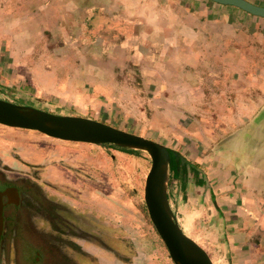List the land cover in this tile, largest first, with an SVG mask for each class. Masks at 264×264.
<instances>
[{"label":"rangeland","instance_id":"1","mask_svg":"<svg viewBox=\"0 0 264 264\" xmlns=\"http://www.w3.org/2000/svg\"><path fill=\"white\" fill-rule=\"evenodd\" d=\"M81 1L0 0V98L95 119L164 144L171 155L167 196L179 225L202 247L213 248L214 264L258 263L263 255L256 251L251 259L228 248L231 230L217 221L214 208L220 194L208 189L211 183L224 187L222 195L238 194L235 178L224 172L230 161L214 154L225 149L226 134L235 130L226 126V113L214 110L209 94L224 83L209 77L216 68L205 64L194 71L174 58L154 57L160 48H114L112 34L69 20L80 13ZM234 11L231 18L251 27L247 14ZM233 117L236 126L240 118ZM257 131L264 136V128ZM149 167L146 151L64 141L0 124V173L37 186L44 204L54 205L63 219L57 232L73 243L60 248L56 243L64 262L60 253L43 248L44 233L25 230L18 244L21 261L174 264L148 221L143 188ZM257 234L256 229L251 236ZM0 264L21 263L13 251L3 254Z\"/></svg>","mask_w":264,"mask_h":264},{"label":"crops","instance_id":"2","mask_svg":"<svg viewBox=\"0 0 264 264\" xmlns=\"http://www.w3.org/2000/svg\"><path fill=\"white\" fill-rule=\"evenodd\" d=\"M79 8L78 16L69 20L94 26L98 34H112L114 48H160L154 55L143 54L171 57L192 65L194 71L205 64L223 68L209 73L211 79L224 82L210 88L209 94L214 96V110L226 113V126L235 130L226 134L225 149L220 152L216 146L214 154L230 161L224 172L235 178L233 191L238 194L222 195L224 187L211 183L208 189L220 194L214 208L217 221L227 222L231 230L225 241L228 248L251 259L254 250L263 255L258 263L264 264V136L257 131L264 128V17L211 0H83ZM234 10L247 14L251 27L231 18ZM233 113L240 118L236 126ZM256 229L258 234L252 237ZM203 247L213 261L215 254L209 250L213 248Z\"/></svg>","mask_w":264,"mask_h":264},{"label":"water","instance_id":"3","mask_svg":"<svg viewBox=\"0 0 264 264\" xmlns=\"http://www.w3.org/2000/svg\"><path fill=\"white\" fill-rule=\"evenodd\" d=\"M211 1L264 17V5L249 0ZM0 124L34 130L64 141L112 144L121 148L146 151L150 157V167L144 181L143 200L148 218L166 247L169 257L174 264H214L205 248L181 228L170 207L167 183L171 155L164 144L95 119L54 114L1 98ZM173 155L176 157V154ZM9 191L16 196L15 188L0 190V237L3 227L2 196ZM19 253L20 251L16 250L17 259L21 263ZM30 264H36V261L32 259Z\"/></svg>","mask_w":264,"mask_h":264},{"label":"flooded vegetation","instance_id":"4","mask_svg":"<svg viewBox=\"0 0 264 264\" xmlns=\"http://www.w3.org/2000/svg\"><path fill=\"white\" fill-rule=\"evenodd\" d=\"M0 183V190L4 191L6 188H15L17 192L16 196L11 191L2 196L4 205L2 211L3 227L0 237V257L3 254L12 255L13 251L16 250L20 251L21 248L18 245L20 237L25 233V230H29V232L44 233L47 241L45 240L43 248L47 249L52 255L60 253L61 258L66 262L67 260L61 252L62 250L56 251L57 247L59 246L60 248V246H66V244L73 247V243L66 236L64 238L61 237L57 232V221H63V219L58 215L57 210L53 208L54 205L44 204L45 199L41 195L40 189L37 186L35 187V185L28 184L23 178L11 177L0 173ZM42 210L43 212H47L48 215H41ZM41 220H43V223L40 222ZM45 223L48 225L44 226ZM57 240L60 244L56 242ZM21 264H24L23 261Z\"/></svg>","mask_w":264,"mask_h":264},{"label":"trees","instance_id":"5","mask_svg":"<svg viewBox=\"0 0 264 264\" xmlns=\"http://www.w3.org/2000/svg\"><path fill=\"white\" fill-rule=\"evenodd\" d=\"M115 146V145H114ZM116 148H119V149H122V150H127V151H129V152H136V151H138V150H134V149H127V148H121V147H117V146H115ZM149 222H150V220H148ZM151 223V222H150Z\"/></svg>","mask_w":264,"mask_h":264}]
</instances>
